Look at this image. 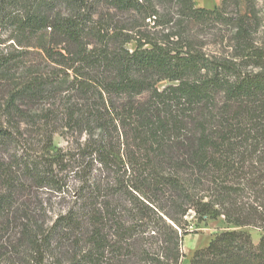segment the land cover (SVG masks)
Masks as SVG:
<instances>
[{
	"label": "trees",
	"instance_id": "16d2710c",
	"mask_svg": "<svg viewBox=\"0 0 264 264\" xmlns=\"http://www.w3.org/2000/svg\"><path fill=\"white\" fill-rule=\"evenodd\" d=\"M189 217L264 264V0H0V264H182Z\"/></svg>",
	"mask_w": 264,
	"mask_h": 264
},
{
	"label": "rangeland",
	"instance_id": "374dc122",
	"mask_svg": "<svg viewBox=\"0 0 264 264\" xmlns=\"http://www.w3.org/2000/svg\"><path fill=\"white\" fill-rule=\"evenodd\" d=\"M222 0H194L196 8L212 9L214 6L220 5ZM213 6V7H212ZM212 7V8H211ZM11 42H6L5 46H8ZM215 46L210 45V50H215ZM54 143L61 148H65L68 144L66 137L56 134L54 137ZM70 143V141H69ZM72 186H76L73 183ZM71 189L64 190L70 191ZM53 202H56V207H64L66 203L63 200L58 201V198H50ZM189 234L184 238L182 244V251L185 255L182 264H189V261L196 250L206 247L209 242L218 234L229 230L231 226H228L222 218L216 220H207L205 222L196 223L190 217ZM246 231L250 234L254 243H258L261 237H264V228H247Z\"/></svg>",
	"mask_w": 264,
	"mask_h": 264
},
{
	"label": "crops",
	"instance_id": "0c3cea01",
	"mask_svg": "<svg viewBox=\"0 0 264 264\" xmlns=\"http://www.w3.org/2000/svg\"><path fill=\"white\" fill-rule=\"evenodd\" d=\"M217 6H218V5H217ZM212 7H213V6H212ZM212 7H211V8H212ZM214 7H215V6H214ZM209 9H210V8H209Z\"/></svg>",
	"mask_w": 264,
	"mask_h": 264
}]
</instances>
